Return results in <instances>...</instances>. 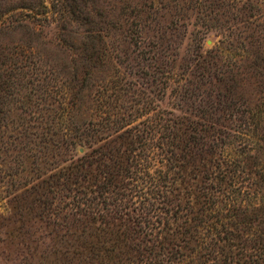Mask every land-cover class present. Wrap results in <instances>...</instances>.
Masks as SVG:
<instances>
[{
    "label": "trees",
    "instance_id": "16d2710c",
    "mask_svg": "<svg viewBox=\"0 0 264 264\" xmlns=\"http://www.w3.org/2000/svg\"><path fill=\"white\" fill-rule=\"evenodd\" d=\"M164 1L134 3L124 21L128 29L123 39L135 45L133 52L144 67L154 69L158 103L143 126L133 125V114L115 113L122 106L97 78L107 60L126 63L109 55V34L97 36L104 48L100 55L84 46L74 52V82L61 85V101L53 95L55 85L41 77L40 66L23 73L25 78L18 67L6 73L24 95L12 98L22 105L21 124L11 120L12 107L0 113L3 152L22 171L32 158L33 172L40 173L9 203L18 208L26 201L57 233L76 235V246L57 250L64 247L62 254L72 264H264V94L256 101L247 99L251 67L239 63L243 60L238 62L243 70L226 66L218 45L204 54L206 34L201 31L190 66L177 65L180 54L164 45L180 37L194 13L207 23L205 13L228 6L243 13L245 7L238 6L240 0H212L209 6V0H169L174 14L166 25L161 22ZM18 10L44 17L49 9L45 0H32L7 13ZM62 23L59 43H64L61 34L73 27V20ZM203 27L205 32L219 28ZM168 92L174 98L172 109L161 107ZM84 106L91 108L90 118L78 124L76 112ZM79 148L90 151L75 159ZM140 156L149 164L145 168H155L149 175L140 171L152 186L146 193L151 197L141 196L136 201L140 205L131 209L121 190L127 191L131 164ZM40 158L43 167L36 166ZM50 160L69 165L57 171L47 168ZM2 172L0 168L1 180L11 177ZM18 172L2 181L11 183L8 190L19 183Z\"/></svg>",
    "mask_w": 264,
    "mask_h": 264
},
{
    "label": "rangeland",
    "instance_id": "374dc122",
    "mask_svg": "<svg viewBox=\"0 0 264 264\" xmlns=\"http://www.w3.org/2000/svg\"><path fill=\"white\" fill-rule=\"evenodd\" d=\"M30 1L32 0H0L1 115L9 112V108L12 107L13 110L10 111L12 112L11 120H14L17 125L22 123V119L19 118L22 114L19 106L22 105L15 103L12 98H19L24 93L13 88L11 84L14 78L8 76L10 74H6L13 67L20 68L18 70V72L21 71L19 76L25 78L34 65L40 66L41 77H45L50 85H55L56 92L53 95L61 101L60 96L63 92V90L61 92V85L74 82V52L84 46L100 55V51L104 48H101L103 45L97 40V36L103 32L111 36L109 37V39L111 38L110 45L107 47L110 51L109 55L112 52L114 53L113 56H119L120 61L126 63L119 64L117 63L118 59L115 58L112 61L111 59L110 61L107 60L100 65L102 67L97 72V78L107 84V93L110 96L116 95L117 100L115 101L122 106L115 109V113L133 114L135 117L137 116L135 119L137 121L133 125L140 123L139 125L143 126L141 124L146 120L147 115L153 113L151 108L155 103H158L156 83L153 77L154 69L144 67L143 60L137 56L138 52H133L135 45L131 44L129 40L126 42L123 39V33L128 29L124 24L128 10L133 9L134 3L141 4L145 0H45V5L49 10L44 17L31 13L29 15L27 10L7 13L11 8ZM211 2L213 1L209 0L208 6ZM229 2L233 4L238 0L235 2L228 0ZM173 4L169 0H165L163 3L167 10L163 13L165 20L161 18V22L166 25L171 18L170 14H174ZM238 6L242 9L245 7L243 13H239L229 6L224 9L221 8L219 12L213 14L205 13L208 19L207 23H203L201 19L204 16L194 13L191 17V12L187 13L186 11L191 17L186 20L187 29H183L180 37L174 38V41H164V45L169 44L171 50H175L174 53L180 54L177 57V65L190 66L199 50L196 41L197 35L200 31L206 34L202 48L204 54L218 45L222 50L220 60H223L226 66L235 64L239 68L238 62L243 60L239 63L248 64L251 67V86L246 87V98L256 101V98L264 94V0H240ZM72 20L73 27L63 33L64 35L60 33L64 43L63 41L59 43V38H57V34L60 32L58 25H62L64 21L71 22ZM209 24L218 25L219 28L205 32L208 30L203 26ZM226 28H230V30L225 32ZM239 54L243 56V59L236 56ZM175 70L180 71L178 66ZM240 70H243L242 67ZM26 71L27 73L23 74ZM146 72L148 75L144 74ZM44 73L46 74L43 75ZM7 80L9 83L6 85L4 82ZM25 90L23 89L22 92ZM9 100L10 107L6 106V102L8 103ZM173 106L174 98L168 92L164 101L161 102V107L172 109ZM82 110L80 114L76 112L78 124L90 118L91 108L84 106ZM48 111L53 116V110ZM0 150V168L4 170L2 174L11 176L3 180L14 179L13 172L19 171L18 176H16L19 183L13 188L9 187V190L7 187L11 183H3L0 176V264H72L71 259L67 260L62 254L66 251L64 247L59 252L57 250H60L62 246H76L78 244L76 235L63 236L64 231L57 233L58 229L42 222L37 209H33V205L28 207L26 201L23 206L18 208L9 203L12 196L19 194L26 188L24 185L27 182L38 180L40 173L33 172L34 168L31 164L33 159L28 158L26 160L25 171L18 170L17 165L11 161L12 157H8L3 152L4 148L1 142ZM89 151L88 148H79L74 151L75 159ZM142 157L140 156L138 161L131 164V177L125 181L127 191L121 190L122 193H127V200L131 209L140 205L139 203L136 204V201L139 202L143 197L144 199L151 197L150 194V197L146 196V193L152 186L150 182H144L143 173L140 171L143 170L149 175L154 173L155 168L151 166L149 169L145 168L149 164L145 160L143 161ZM42 160L43 158L38 159L37 162L39 163L36 166H45L46 163L45 161L41 162ZM53 162L56 160H50L47 168L55 167L58 171L69 165V163L60 161L56 166L52 165ZM50 173L51 171L48 174ZM65 212L64 210L61 214H65ZM74 231L76 230L74 229ZM77 234H79V230ZM68 254L72 255L71 253Z\"/></svg>",
    "mask_w": 264,
    "mask_h": 264
}]
</instances>
